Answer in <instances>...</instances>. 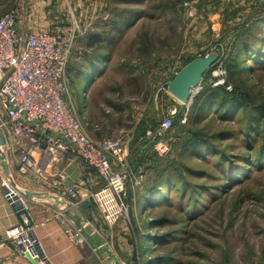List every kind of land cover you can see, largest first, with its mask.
<instances>
[{"label": "rangeland", "instance_id": "rangeland-1", "mask_svg": "<svg viewBox=\"0 0 264 264\" xmlns=\"http://www.w3.org/2000/svg\"><path fill=\"white\" fill-rule=\"evenodd\" d=\"M185 1L188 0H0V17L16 12L21 28L33 32L61 34L78 27L82 35L71 59L72 65L77 66L76 59L86 51L87 37L94 33L103 36L109 33L108 21L115 19V13L129 9L146 12V17L137 20L125 34L108 70L86 96L80 97L81 81L67 79L74 112L91 140H120L130 149L151 128L153 121L162 122L177 109L174 117L181 115L180 127L171 130L167 139L152 150L156 152V161L151 160L149 164L159 170L173 162L178 179L188 177L185 162L190 167L215 172L218 177L221 175L214 171V164L185 161L180 138L189 125L198 93L207 87L232 92L233 84L226 65L239 52V35L261 17L264 5L253 1L254 12L238 14L241 9L236 5L248 3V0H212L201 3L197 17L189 20L181 8ZM208 53L222 56L223 69L218 70V64H215L205 74L201 89L188 109L184 103L178 105L163 86L187 61ZM258 66L248 58L243 60L240 69L246 71L238 74L237 84L256 102L264 104V60L262 66ZM221 72L226 75L225 85L213 87L220 80ZM211 79H214L212 83ZM144 107L147 115L141 116L140 109ZM185 111L187 120L182 123ZM212 116L210 121L192 128L193 131L215 135L222 130L238 132L245 126L244 122L219 123L216 114ZM222 144L233 154L252 152L246 151L240 140ZM249 175L225 194L219 193L216 201L208 200L206 196L205 207L193 220L186 219L185 213L192 206L186 205L185 199L180 201L178 193H173L172 206L167 209L139 211L135 196L141 186L128 189L125 195L128 219L117 224L103 220L105 232L98 236L102 244H107L109 253L101 252V263L165 264V257H168L170 264H264V168L259 172L252 169ZM137 179L144 182L139 175ZM189 180L197 184L221 185L220 179L190 177ZM163 217L168 221L164 226L153 225ZM165 234H168V242L157 245Z\"/></svg>", "mask_w": 264, "mask_h": 264}, {"label": "built area", "instance_id": "built-area-1", "mask_svg": "<svg viewBox=\"0 0 264 264\" xmlns=\"http://www.w3.org/2000/svg\"><path fill=\"white\" fill-rule=\"evenodd\" d=\"M253 1L264 5V0H248V3ZM204 2L212 0L185 1L181 7L185 17L194 20L199 5ZM81 35L78 27L61 34L23 29L16 12L0 17V132L15 141L19 174L36 184L51 183L53 188H58L66 179L62 172L56 171L62 162H78L96 172L104 185L88 193L87 200L94 203L103 220L117 224L128 219L127 190L141 186L142 181L137 179L128 163L125 143L91 140L74 112L66 70ZM208 55H199L198 58ZM221 58L215 62L218 70L223 69ZM215 73L214 76L219 77ZM203 81L191 91L187 109ZM213 81L211 79L210 83ZM225 81V72H221L220 80L213 87L223 86ZM176 114L177 109H173L157 130H147L146 138L156 142L154 148L167 139ZM186 120L185 111L181 122ZM1 186L6 189L7 196L10 192L15 194L8 201L16 205L19 223L0 239V248L10 243L16 254L46 264L31 226L29 200L6 182H1ZM65 192L73 205L83 202L79 185L68 187ZM68 235L78 239L73 230H68Z\"/></svg>", "mask_w": 264, "mask_h": 264}, {"label": "trees", "instance_id": "trees-1", "mask_svg": "<svg viewBox=\"0 0 264 264\" xmlns=\"http://www.w3.org/2000/svg\"><path fill=\"white\" fill-rule=\"evenodd\" d=\"M131 4H134V2ZM146 14L140 9H129L122 13H115V19L108 21L111 28L109 33L104 36L101 33H94L87 37L86 51L76 59L77 66L72 65L70 61L66 70L67 79L81 81L83 85L81 98L106 73L112 63L114 52L125 34L135 25L137 20L144 19ZM242 33L239 35V52L237 56L235 55L236 58L226 65L229 80L233 84L232 92L207 87L198 93L193 102L189 125L185 128V131L183 130L180 138V142L183 144V153H185V161L214 164V171L221 176L217 177L215 172L209 173L203 167H190L186 162L184 166L188 177L185 180L178 179L174 172L173 162H170L169 165L165 164L157 170L156 166L149 164L151 160L156 161V152L152 151L156 142L149 140L147 143V138L139 139V145L149 146L147 153L138 158L134 165L135 173L144 179L135 196V203L139 211L169 208L172 206V195L175 192V195L178 193L180 201L185 199L186 205L192 206L187 211L188 213H185L186 219L193 220L200 216L202 208L205 207L206 202L204 200L206 196L208 200L212 198L216 201L219 193L220 195L225 194L248 178L250 170L253 169L254 172H259L264 168V104L256 102L253 97L243 90L240 84H237L238 74L246 71L240 69L243 60L248 58L259 65L258 67L262 66L264 60V11L261 17L256 19L246 32ZM236 60L237 63H234ZM191 61L193 60L187 61L184 66ZM253 71L254 69L251 72ZM72 83L75 84V82ZM213 113L216 114V120L219 123L236 122L242 124L244 122L245 126L238 132L222 130L216 132L215 135L214 133L204 134L203 131L200 133L193 131L192 128L200 127L210 121ZM179 115L172 118L173 126L171 130L180 127L179 119L181 115ZM158 128V125H152L150 129L157 130ZM169 132H167V135ZM234 140H240L244 149L252 152L233 154L227 146H221L224 141ZM190 177L195 179L208 178L209 180L220 179L221 185L212 186L206 182L193 183L189 180ZM166 222L168 221L163 217L156 220L153 225L157 227L164 226ZM167 237L168 234L160 237L157 245L167 243ZM165 260V264H170L169 261L171 260L168 257H165Z\"/></svg>", "mask_w": 264, "mask_h": 264}, {"label": "crops", "instance_id": "crops-1", "mask_svg": "<svg viewBox=\"0 0 264 264\" xmlns=\"http://www.w3.org/2000/svg\"><path fill=\"white\" fill-rule=\"evenodd\" d=\"M236 7L241 9L238 14L255 10L254 8L252 10L251 3L245 1ZM170 97L172 101L181 105V102L172 95ZM140 111L141 116L147 115L145 107ZM154 123V121L151 123V127ZM144 138L146 139L145 132L140 139ZM148 141L147 139L146 142ZM148 148L149 146L136 142L128 149V163L135 175V161L144 156ZM56 171L62 172L66 177L58 188H53L51 183L36 184L20 175L15 141L6 137V144L0 147V239L19 223L17 211L8 201L6 189L1 186V182H6L16 193L26 196L30 202L33 231L45 256L46 264H102L101 252H107V244H102L98 236L105 232L102 226L103 219L94 203L87 200V194L103 187V180L96 172L78 162L70 164L62 162ZM74 185L80 186L83 197V202L78 206L72 204L65 192L66 188ZM86 203H89V206L85 207ZM68 230L77 232L79 239L70 238ZM0 264L41 263L16 254L11 244L7 243L0 248Z\"/></svg>", "mask_w": 264, "mask_h": 264}, {"label": "water", "instance_id": "water-1", "mask_svg": "<svg viewBox=\"0 0 264 264\" xmlns=\"http://www.w3.org/2000/svg\"><path fill=\"white\" fill-rule=\"evenodd\" d=\"M218 60L217 53H211L208 56L202 58H196L191 61L189 64L184 66L179 73L175 76V78L169 82H167L163 88L168 90V93L176 98L181 103H188L191 98V91L196 89L201 82L205 74L211 70L215 62ZM154 125H161V121H157ZM6 144L5 135L0 132V147ZM14 193H8V200L11 201L14 198ZM26 197V196H25ZM27 198V197H26ZM16 207L15 204H12ZM85 207L89 206V203L84 205ZM31 226L33 224L31 223ZM40 254L45 258L41 247L39 246Z\"/></svg>", "mask_w": 264, "mask_h": 264}]
</instances>
